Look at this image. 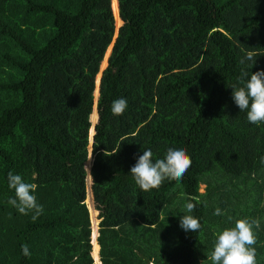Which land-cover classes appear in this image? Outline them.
I'll list each match as a JSON object with an SVG mask.
<instances>
[{"label": "trees", "instance_id": "obj_1", "mask_svg": "<svg viewBox=\"0 0 264 264\" xmlns=\"http://www.w3.org/2000/svg\"><path fill=\"white\" fill-rule=\"evenodd\" d=\"M113 4L0 0V264H93L88 155L101 264H210L217 233L241 218L260 221L264 264V124L230 87L247 51L259 54L249 71L264 70V0H117V27ZM121 97L128 109L114 116ZM169 147L185 148L191 167L141 192L130 167ZM9 171L37 183L35 222L7 203ZM187 197L199 200V232L179 226Z\"/></svg>", "mask_w": 264, "mask_h": 264}, {"label": "clouds", "instance_id": "obj_2", "mask_svg": "<svg viewBox=\"0 0 264 264\" xmlns=\"http://www.w3.org/2000/svg\"><path fill=\"white\" fill-rule=\"evenodd\" d=\"M258 55L255 51H247L246 55L239 61L241 65H245L247 62V67H241L236 82L231 84L230 87L232 89V99L239 110L246 112L247 120L250 123L259 126L264 124V70L249 71L256 62ZM127 109L128 101L126 98L121 97L112 101L111 112L114 116H122ZM191 164V157L183 147L167 148L163 158H154L153 151L146 148L143 154L137 157L135 164L130 167L129 173L141 192H151L154 189L161 188L165 181L182 180ZM7 182L8 188L14 190V196L9 197L7 203L22 215L31 214V220L35 222L44 213V206L38 202L35 195L38 188L37 183L27 182L21 175L14 174L12 171L7 173ZM88 190L90 191V183L89 185L86 183L87 199ZM89 197L90 205L95 211L94 215H96L97 210L92 206L91 193ZM87 199L85 202L88 203ZM186 199L187 202L184 204L185 214L180 217L179 226L185 232H199L202 225L199 218L192 214L199 200L194 197H187ZM87 210L90 215V242L92 245V218L89 205ZM214 215L221 216L225 213L217 207ZM9 219H11V213ZM94 219L96 220L95 217ZM227 219L231 221L233 218L228 216ZM96 224L97 220L95 221V235ZM259 228L260 221L258 219L241 218L235 220L234 226L226 227L218 232L213 250L207 256L210 264H257L255 245L257 242L256 230ZM95 235L93 237L94 242ZM91 250L92 246L90 253ZM21 251L22 255L31 257L27 244L21 245ZM97 260L100 263L99 257Z\"/></svg>", "mask_w": 264, "mask_h": 264}, {"label": "water", "instance_id": "obj_3", "mask_svg": "<svg viewBox=\"0 0 264 264\" xmlns=\"http://www.w3.org/2000/svg\"><path fill=\"white\" fill-rule=\"evenodd\" d=\"M112 2L114 1V4L113 5H115V7H116V11H115V19L114 20H116V17H118L119 18V15H118V12H117V0H111ZM120 19V18H119ZM121 23V19H120V22L117 24V23H115V25H116V27L119 25ZM115 27V28H116ZM116 32V31H115ZM110 46H111V44L109 43L108 44V50H107V55H108V52H109V50H110ZM106 47V48H107ZM106 55V56H107ZM103 58V57H102ZM105 64H106V58H105V60L103 61L102 59H101V61H100V64H99V71L101 70V68H103L104 66H105ZM99 74H100V72H98V74H97V77H96V84L99 82ZM96 98H97V86H96V88H95V90H94V103H93V108H92V110H91V113L93 112V111H95L96 112ZM96 119H97V112H96ZM96 119L94 120V121H92L91 119H90V126H89V129H88V135H89V143H88V148H89V150H90V143H91V140H92V133H93V131H94V128H93V124H94V122L96 121ZM91 156H89L88 155V157H87V159L85 160V162H84V168H85V170L87 171V176H86V183L89 185V183H90V175H89V172H88V170H89V166H90V163H91V158H90ZM90 158V159H89ZM88 194L90 195V191L88 190Z\"/></svg>", "mask_w": 264, "mask_h": 264}, {"label": "rangeland", "instance_id": "obj_4", "mask_svg": "<svg viewBox=\"0 0 264 264\" xmlns=\"http://www.w3.org/2000/svg\"><path fill=\"white\" fill-rule=\"evenodd\" d=\"M89 119H90V116H89ZM96 119V118H95ZM199 190L200 191H202L203 190V183H200L199 184ZM86 199H87V195H86V197H85V201H86ZM87 201H90V197H89V199H87ZM87 203V202H86ZM260 203L261 204H263V201H260ZM88 203H87V207H88ZM88 216H89V218H90V215L88 214ZM94 217L96 218V220H97V217H96V215H94ZM96 227H97V224H96ZM95 230V229H94ZM94 237V236H93ZM92 256H93V259H92V262H93V264H96V262H95V259H94V240L92 241ZM101 264V263H100Z\"/></svg>", "mask_w": 264, "mask_h": 264}, {"label": "crops", "instance_id": "obj_5", "mask_svg": "<svg viewBox=\"0 0 264 264\" xmlns=\"http://www.w3.org/2000/svg\"><path fill=\"white\" fill-rule=\"evenodd\" d=\"M95 231V230H94ZM95 235V234H94ZM95 246V245H94ZM94 259H95V262L96 264H100L99 261L97 260L98 257H97V250H96V246L94 247Z\"/></svg>", "mask_w": 264, "mask_h": 264}, {"label": "bare ground", "instance_id": "obj_6", "mask_svg": "<svg viewBox=\"0 0 264 264\" xmlns=\"http://www.w3.org/2000/svg\"><path fill=\"white\" fill-rule=\"evenodd\" d=\"M118 19H119V18H118ZM90 119H91V115H90ZM94 120H95V118H94ZM94 120H93V121H94ZM90 209H91V208H90ZM95 242H96V241H95Z\"/></svg>", "mask_w": 264, "mask_h": 264}]
</instances>
